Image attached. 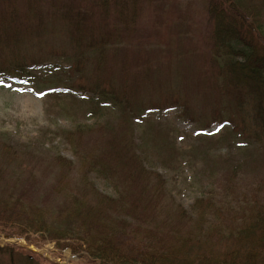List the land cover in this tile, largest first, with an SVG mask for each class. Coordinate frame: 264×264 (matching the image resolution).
I'll return each mask as SVG.
<instances>
[{
  "label": "rangeland",
  "instance_id": "obj_1",
  "mask_svg": "<svg viewBox=\"0 0 264 264\" xmlns=\"http://www.w3.org/2000/svg\"><path fill=\"white\" fill-rule=\"evenodd\" d=\"M27 1L0 0V68L13 72L18 67L21 76L27 78H16L13 73L0 75L2 218H8L17 203L48 205L49 211L56 213L60 200L52 192L56 185L67 181L68 174L56 157L62 156L77 166L73 151L85 155L92 148L101 151L108 147L109 133L102 135L99 127L110 116L97 121L91 115L97 104L87 101L95 83L102 88L113 85L116 92L122 88L135 92V108L141 104H145L143 108L150 104L162 108L147 112L133 126L129 150L142 159L146 169L160 174L173 206L181 205L192 216L196 199L208 198L234 172L239 183L235 181L244 192L250 188L249 198L258 191L264 196V147L252 145L241 151V141L229 133L231 126L221 120L215 122L216 112L227 109L208 81L212 69L202 58L191 55L195 45L202 49L203 42L209 41L207 34L211 31L207 16L197 15L196 0L152 2L157 3L139 13L135 29L128 32L134 42L129 52L119 46L118 55L112 58L114 54L107 53L100 67L95 62L77 66V58L91 35L100 39L108 30L114 33L123 24V18L118 19L111 10L107 25L89 0H41L45 3L43 11L30 8ZM52 2L56 6L66 5L63 10L72 19L77 12L89 13L91 18L81 27L82 31L77 30L76 24L70 28L58 17L50 19L56 12L49 8ZM81 4L84 10L79 7ZM41 14L46 21L39 18ZM262 14L264 17V10ZM25 18L30 22L25 23ZM125 33L120 29L121 36ZM138 48L143 57L131 56ZM71 65L72 70L62 69ZM148 65L151 73L146 77ZM140 78L137 87L134 83ZM247 104L252 108L254 103L247 100ZM246 121L253 129L250 118ZM112 164L118 169L113 161ZM69 175L72 181L68 182V190L79 197L86 194V183L115 197L109 181L103 177L90 175L86 182L75 169ZM55 200L59 202L53 203ZM3 225L0 221V249H10L13 254L0 252V264H92L85 252L77 254L70 246L61 247L63 240H47L34 230L27 235L7 236ZM21 254L33 259L25 261Z\"/></svg>",
  "mask_w": 264,
  "mask_h": 264
},
{
  "label": "trees",
  "instance_id": "obj_2",
  "mask_svg": "<svg viewBox=\"0 0 264 264\" xmlns=\"http://www.w3.org/2000/svg\"><path fill=\"white\" fill-rule=\"evenodd\" d=\"M154 1L89 0L90 6L98 10V16L107 25L111 10L124 22L114 33L112 30L102 33L100 39L91 35L76 65L95 62L100 67L102 58L107 53L114 54L112 58H115L121 45L128 53L134 44L128 32L135 29V17L144 13L147 6L156 5L157 2L152 3ZM27 2L30 8L37 11L42 10L45 4L41 0ZM51 4L49 8L56 12L50 15V19L58 17L70 28L76 24L77 30L82 31L81 27L87 25L86 20L91 18L89 13L81 14L79 11L81 13L77 12L72 19L63 10L62 6L66 5ZM196 4L197 15L207 16L211 31L207 34L209 41L203 42L202 49L195 45L191 55L202 58L212 69L208 81L218 91L223 108L227 109L216 112L215 122L221 120L231 126L229 133L241 141V151L252 145L263 148L264 0H196ZM79 7L84 10L82 4ZM11 9L16 10L14 6ZM58 11L64 12L63 15ZM135 12L138 13L135 15ZM39 18L46 21L42 14ZM22 20L30 22L26 18ZM120 29L127 33L124 37ZM133 54L135 57L144 55L140 49L131 56ZM150 66L144 71L146 77L151 73ZM73 67L62 69L68 71ZM12 71L0 68V75L13 73L14 77L27 80L21 76L18 67ZM140 81L141 78L134 85L140 87ZM111 86L102 88L101 84L95 83L91 88L92 96L87 100L97 104L91 114L97 121L110 116L100 122L102 125L99 127L102 135L109 133L108 147L101 151L92 148L85 155L73 151L77 166L62 156L56 157L68 171L67 181L56 185L52 192L56 197L59 195L58 211H49L48 205L40 207L17 203L13 207L18 210L15 217V209L9 212L8 218H2L0 210L4 233L20 236L34 230L47 240L59 243L63 240L61 247L70 246L77 254L85 252L92 264H264L263 193L258 191L259 194H252L249 198L250 188H247V193L244 192L243 186L237 184L234 172L208 198L196 199L192 205V216L181 205L173 206L160 174L146 169L142 159L129 150L132 147L133 126L147 112L162 108L151 104L147 108H143L145 104L135 108V92H127L123 88L116 92ZM247 100L253 101L252 108ZM247 118L254 125L253 129L247 125ZM112 161L118 169L112 166ZM127 165L133 167L129 169ZM73 169L75 173L80 171L86 182L90 175L108 180L115 197L100 193L89 183L85 184L86 194L82 197L69 191L68 182L72 181L69 174ZM0 252L13 254L10 249H0ZM21 257L25 261L33 259L22 254Z\"/></svg>",
  "mask_w": 264,
  "mask_h": 264
}]
</instances>
